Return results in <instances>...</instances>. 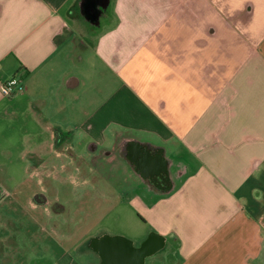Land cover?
Returning <instances> with one entry per match:
<instances>
[{"label": "crops", "instance_id": "1", "mask_svg": "<svg viewBox=\"0 0 264 264\" xmlns=\"http://www.w3.org/2000/svg\"><path fill=\"white\" fill-rule=\"evenodd\" d=\"M86 3L0 0V202L16 168L37 167L38 182L57 177L56 165L45 169L50 156L63 155L60 144L73 150L82 123L97 150L147 142L183 176L151 199L129 173L131 189L99 191L140 206L145 233H90L52 216L55 225L35 230L47 264H121L149 232L159 246L143 264H264V0H109L108 25L106 9L95 20ZM96 69L105 71L98 92L88 80ZM11 77L21 88L6 96ZM73 241L88 260L68 250L55 258V244Z\"/></svg>", "mask_w": 264, "mask_h": 264}, {"label": "rangeland", "instance_id": "2", "mask_svg": "<svg viewBox=\"0 0 264 264\" xmlns=\"http://www.w3.org/2000/svg\"><path fill=\"white\" fill-rule=\"evenodd\" d=\"M106 1H108L106 2L107 6L102 8V10L106 9L104 11L105 15L102 17V19L105 21H103L105 23L104 25L109 24L110 10L111 17L112 14L115 13L114 7H109V0ZM93 14H91V17H95ZM103 74H105V71H99L96 69L94 76L90 75L91 79H88L93 83L92 90L95 92H98L99 90ZM110 80V91H114L118 86L120 79L116 73L112 72ZM84 90L85 87H81V91L83 92ZM82 94L83 93H81V99L83 97ZM80 121H83V116L79 118L77 124H80ZM74 123L76 124V122ZM81 129L82 123L79 125V127L77 126L72 128L74 136L73 140L71 141V147L75 153V158L81 159V161L78 163V166L80 165L79 169L82 170L78 175L80 176V180L79 178H76L75 171L71 172L74 170V165L69 166L70 172H63V169H61L63 165H71V162H73L71 156L68 154H63L61 157H54L51 155L50 157H52L53 160H51L47 166V168H49L48 172L53 174L51 167L56 165L57 168L54 172L56 173L57 177H50L47 179L43 177L44 180L49 182L48 184L50 186H48V184L47 186L50 187L51 190L53 189L55 191L54 195L51 194V198L53 199V197H56V199L61 203H67L71 207L74 206L76 208H81L79 210V214L72 215L71 220L72 223H75V225H81L80 228H82L83 231L89 230V232L92 233L96 232L97 230H106L107 232L113 234L126 231L130 235H133V230H138L140 233L149 231L147 230L146 223L142 217L143 209L136 203L131 202L129 197L124 196L126 194L122 193L117 197H109L99 192V190H103L105 188H102L103 185L101 182H99L100 179H98V177L94 178L93 172L90 171L87 167V164L83 162L90 158L89 148H94V145L90 144V141L86 138V136H84L85 133L82 132ZM59 137L60 139H65V136ZM124 142L126 143V147L129 149L134 143H130V139H125ZM117 144L123 145L124 143L120 141ZM99 152H102V154H113V152H116V148H103L100 149ZM91 170H93V168H91ZM35 171H37V167L35 166L29 168L28 172H25V168L24 170L23 168H16L14 177L5 182L6 192L4 193L3 199L0 202V238L4 237L7 233V229L2 223L3 221L6 223L8 222L5 218H10L12 223L10 226L9 237L4 241H0V264H33L32 262H28V254L38 257L40 256L41 252L43 253L42 247H44V244L42 236L44 231L40 230L36 232L35 230L42 226H46L44 223L48 216V210L39 208L34 204V202L30 201V198L35 192L39 191L41 186L38 184L39 176L38 174H35ZM91 176L95 179L97 186V192L94 194H92L93 190L91 189V185L88 183L89 180L91 181ZM130 187L132 188L131 182H129L127 186L128 190L131 189ZM111 190L116 192L114 186L111 188ZM52 221L54 222L56 219H53ZM57 221L59 222V220ZM13 223L21 224L20 227L22 230L20 228L17 230V235L19 236L18 244L14 241ZM40 224L42 226H40ZM147 235L145 238L148 237ZM139 238L140 237L136 238V241L141 247L147 239L144 238L140 242ZM50 239L51 238H49V240ZM75 239L78 238L76 237L73 240ZM75 242L76 241H73V243L70 242V246H65L63 243V246H61L60 242L55 244L53 249L55 258L60 256L63 253L62 251L68 250V252L71 253V257L73 259L85 261L88 260L91 257V253L82 252L80 254V252H77L71 248L72 244ZM85 248L87 249V247ZM168 252L170 251L164 249L161 252L156 253L155 258H163L168 254ZM149 262L147 264H149Z\"/></svg>", "mask_w": 264, "mask_h": 264}, {"label": "flooded vegetation", "instance_id": "3", "mask_svg": "<svg viewBox=\"0 0 264 264\" xmlns=\"http://www.w3.org/2000/svg\"><path fill=\"white\" fill-rule=\"evenodd\" d=\"M95 1L96 0H93L94 4H96L97 6V10L94 12H96L98 16L96 15L97 17H94V19L98 20V17L101 13H103V10L100 6V3ZM122 143L124 144H116V146H114V148H116V152H113V154H102V152H99L100 149L97 150L96 148H89L90 158L83 162L86 163L88 169L93 172V177H98V179H100L99 182L102 183V188H105L99 191L109 194L113 192L111 188L114 186L116 192H120V190L125 189L128 186V177H126V174L129 173L134 180L133 186L135 187V189L146 198L151 199L164 194L170 189L174 188L177 185L179 179H181V177L183 176V170L180 168V166L177 165L173 159L167 157L163 150L155 148L154 145L147 142L140 143L142 145L134 151L132 150V147L130 149L127 148L125 142ZM62 146V144L57 145V147L59 148L58 151L71 156L73 162H71V165H63L61 169H63V172H70L69 166L74 165V170H72L71 172L75 171L76 178H79L80 180V176L78 175L82 170L79 169L80 165L78 166V163L81 161V159L75 158V153L73 152V150L69 148L62 149ZM160 154H162L165 158L168 175L164 172L153 173L151 171H154L156 169L155 167H153V165L149 164L147 166L145 164H142V162H144L145 160L151 163L153 160H155V158L157 159L158 157H160ZM91 168H93V170H91ZM45 169L47 171L49 170V168ZM142 173H146V175L142 176ZM43 177L47 179L50 177H54V175ZM93 177L91 176V181H88V183L91 185V189L93 190L92 194L97 191L96 181ZM48 183L49 182L44 179L39 181L38 184L41 185L40 189L33 194V196L30 198V201L34 202V204L39 208L48 210L47 214L49 217L47 216V218L45 219L44 225H55L56 222L52 221L54 219L52 216H56L61 226L72 228L73 226H75V223H72L71 220L72 215L79 214V208H76L74 206L71 207L67 203H61L56 199V197H53L52 199L51 194L54 195L55 191L53 189L51 190V188L48 187L50 186ZM13 224L14 241L18 244L19 236L17 235V230L19 228L21 229V224ZM40 226L42 225L40 224ZM158 246V241L152 238L150 239V242L147 243L145 250H142L141 253H148ZM49 255L50 254H48L47 251L43 248V253L41 252L40 256L38 257L28 254V262H32L35 264H47V262H49Z\"/></svg>", "mask_w": 264, "mask_h": 264}, {"label": "water", "instance_id": "4", "mask_svg": "<svg viewBox=\"0 0 264 264\" xmlns=\"http://www.w3.org/2000/svg\"><path fill=\"white\" fill-rule=\"evenodd\" d=\"M85 2H87L86 4L88 5V7L90 8V11L92 12L93 15H95V18L97 17V13L94 12L96 11L94 9V2L92 0H85ZM94 18V17H93ZM134 143L132 144V150L135 151V149H137L139 146H141L142 144H140L139 142H135L133 141ZM132 143V141L130 142ZM134 156V155H133ZM160 157H158L157 159L155 158V160H153L151 163L149 161H144L142 162V164H145V165H153V167H155L156 169L154 171H151L153 173H157V172H164L168 175V169L166 167V162H165V158L162 154L159 155ZM157 157V156H156ZM152 160V159H151ZM149 172V173H151ZM142 176H145V174H141ZM150 239H152V237L150 236L149 238H147V240L142 244V246L140 247H126L124 248V253H123V258H122V263L121 264H143V261H144V257L146 255V253H141L142 250L144 251L145 248H146V245L147 243L150 242ZM129 244L131 242L127 241ZM141 253V254H140Z\"/></svg>", "mask_w": 264, "mask_h": 264}, {"label": "built area", "instance_id": "5", "mask_svg": "<svg viewBox=\"0 0 264 264\" xmlns=\"http://www.w3.org/2000/svg\"><path fill=\"white\" fill-rule=\"evenodd\" d=\"M20 79L18 77H11L1 85V91L6 96H11L20 90Z\"/></svg>", "mask_w": 264, "mask_h": 264}, {"label": "trees", "instance_id": "6", "mask_svg": "<svg viewBox=\"0 0 264 264\" xmlns=\"http://www.w3.org/2000/svg\"><path fill=\"white\" fill-rule=\"evenodd\" d=\"M56 134H57V136L60 134L59 132H56ZM33 264H35V263H33ZM49 264V263H48Z\"/></svg>", "mask_w": 264, "mask_h": 264}]
</instances>
